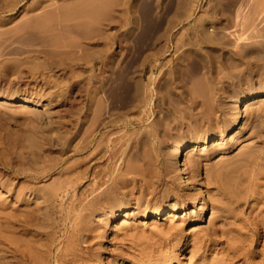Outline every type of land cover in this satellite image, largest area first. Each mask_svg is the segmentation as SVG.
<instances>
[{"label":"rangeland","instance_id":"obj_1","mask_svg":"<svg viewBox=\"0 0 264 264\" xmlns=\"http://www.w3.org/2000/svg\"><path fill=\"white\" fill-rule=\"evenodd\" d=\"M3 180L76 264H264V0H0Z\"/></svg>","mask_w":264,"mask_h":264},{"label":"bare ground","instance_id":"obj_2","mask_svg":"<svg viewBox=\"0 0 264 264\" xmlns=\"http://www.w3.org/2000/svg\"><path fill=\"white\" fill-rule=\"evenodd\" d=\"M248 99H253L254 102H259L262 100V96H256L253 98L252 97L244 98V100H246V101ZM20 103L26 104L28 102L26 100H22V101H20ZM241 105H242V102H240L239 100L234 101L233 113H232V116H231L230 121H229L230 127H235L240 122L241 112H242ZM187 147H188V144L186 142H183L182 144H179L178 146L172 148V150L170 151L171 163L173 164L174 168H176L179 171H181L182 156H183L184 150ZM8 163L9 162H7V164H6V162H5V164L9 166ZM191 165L193 166V164H191ZM190 168L191 167H189V169ZM194 169L192 167V169L189 172L191 174H193ZM183 174L186 176V173H183ZM185 178L186 177H184L183 179H185ZM6 179L8 180V178H6ZM7 180L6 181L3 180L4 181L3 186L0 185V187L11 186V185H9L10 180L9 181H7ZM4 189H6V188H4ZM33 189L34 188H32V190ZM23 193H24V191L23 192H21V191L17 192L16 197L14 196L16 198L15 200L18 202H25ZM197 193L199 195V193H200L199 190H197ZM217 205H220V207H221L222 204L217 203ZM222 206H224V205H222ZM131 207L132 206H130L128 209H130ZM218 208L219 207H217V209ZM220 209H222V207ZM40 210L41 209L37 205L35 210H32V211L30 210L31 212L25 211V212H19L18 214H12L9 209L4 210V209L0 208V264H76L77 263L76 254L72 253L70 250L69 251L68 250L62 251L59 248H57L59 242L56 240V237H55V235H56L55 229H54V231L52 230V233L50 231H49V233L48 232H42V229H38V228L37 229H31V227H33V225H35V220H36V222L39 221V218H40L39 211ZM175 211H176L175 208L172 207L169 210V212H167L166 217L167 218L173 217L174 215L172 213ZM227 212H229V211H227ZM223 214H224V212H223ZM223 214H220V216L221 215L224 216ZM229 214H230V212H229ZM126 215H127L126 212H124L123 217H126ZM163 215H164V213L161 210H156L152 214L151 217H153V219L154 218L155 219H161V216L163 217ZM218 216L219 215H217V217ZM33 217H34V219H33ZM144 217H146V219H148L147 216H144ZM41 219H43V218H40V220ZM221 219H223V217L220 218V220ZM71 230H72V233L75 234V231L77 229H71ZM232 230H234V229H232ZM32 231L35 233L31 234ZM228 231H227V234L230 232V231L229 232ZM231 232L235 233V231L234 232L231 231ZM218 233L208 232L207 234L204 233L205 235L201 234L202 236H200L198 234V235H196L198 237L194 238V239H196L197 245H198V243L205 245L206 241H210L211 236H214V234H218ZM237 233H238V231H237ZM28 235H30V237H28ZM229 235H230V233H229ZM67 238H69V237H67ZM71 239H70V241H71ZM229 239H231V238H229ZM65 241H67V239H65ZM68 242H69V240H68ZM220 243H222V242H220ZM227 243H229V241ZM221 246H225V247H221ZM221 246L219 245L218 246L219 248H216V249L219 250L222 248V251H224L223 252L224 255H227L226 259L224 258V256H221V257L219 256L220 258H223V259L219 258V260H217L216 259L217 257H215V259L213 258V261H211V259L209 260V264H231V263H233L235 257H237V259H238L240 253H238V256H234V254L237 255L238 251H236V253H235V249L230 248L231 246H229L228 244L221 245ZM232 246H234V245H232ZM199 247L200 246H198V249L196 248V250L200 251L201 249ZM210 247L212 248L213 246H210ZM210 247L208 245L206 249L209 250V249H211ZM234 247L236 248V246H234ZM193 250H195V249H193ZM220 253H221V251H220ZM210 254H212V253H210ZM217 254H219V253L217 252ZM166 258L167 257H165V258L161 257V258H158L157 260H154V261L148 260L147 264H173L172 260L166 259Z\"/></svg>","mask_w":264,"mask_h":264}]
</instances>
